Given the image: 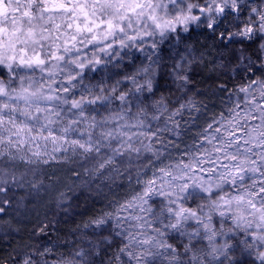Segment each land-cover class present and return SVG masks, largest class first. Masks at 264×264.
Listing matches in <instances>:
<instances>
[{"label": "clouds", "instance_id": "obj_1", "mask_svg": "<svg viewBox=\"0 0 264 264\" xmlns=\"http://www.w3.org/2000/svg\"><path fill=\"white\" fill-rule=\"evenodd\" d=\"M0 264H264V0H0Z\"/></svg>", "mask_w": 264, "mask_h": 264}]
</instances>
